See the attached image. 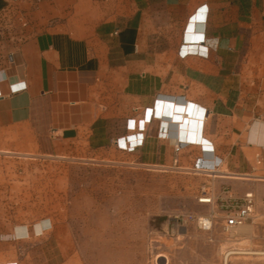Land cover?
Returning a JSON list of instances; mask_svg holds the SVG:
<instances>
[{
	"label": "crops",
	"instance_id": "crops-1",
	"mask_svg": "<svg viewBox=\"0 0 264 264\" xmlns=\"http://www.w3.org/2000/svg\"><path fill=\"white\" fill-rule=\"evenodd\" d=\"M162 102L201 109L210 145L180 137ZM263 119L264 0H0V264L64 263L26 161L117 154L201 174L212 235L216 206L246 193L264 220Z\"/></svg>",
	"mask_w": 264,
	"mask_h": 264
},
{
	"label": "rangeland",
	"instance_id": "rangeland-1",
	"mask_svg": "<svg viewBox=\"0 0 264 264\" xmlns=\"http://www.w3.org/2000/svg\"><path fill=\"white\" fill-rule=\"evenodd\" d=\"M26 162L23 170L17 166L32 181L25 191L46 194L59 214L63 264H224L230 250L240 253L230 254L227 264H264V254L244 253L264 250V220L254 207L243 224L249 232L212 235L199 228L196 219L208 215L200 204L213 203L199 202L210 197L201 194V174L142 167L117 154ZM175 216L189 220L178 229Z\"/></svg>",
	"mask_w": 264,
	"mask_h": 264
},
{
	"label": "built area",
	"instance_id": "built-area-1",
	"mask_svg": "<svg viewBox=\"0 0 264 264\" xmlns=\"http://www.w3.org/2000/svg\"><path fill=\"white\" fill-rule=\"evenodd\" d=\"M4 11L3 13H5ZM264 126V119L262 121ZM259 146L264 150V139L259 144ZM264 167V165H263ZM202 198L199 199V202L202 203H212V198H204L206 201H201ZM218 207L225 213L224 223L221 226V229L225 233H231L237 227L242 226L247 221L251 219L253 207H254V197L252 193H246L241 198L231 199L227 201H222L218 204ZM216 219V214L210 212L207 216L198 217L196 219L197 225L200 229L210 232L213 229V222ZM189 219L182 216H175L172 218V221L175 224V228H182V226ZM230 255V254H229ZM228 255V256H229Z\"/></svg>",
	"mask_w": 264,
	"mask_h": 264
},
{
	"label": "bare ground",
	"instance_id": "bare-ground-1",
	"mask_svg": "<svg viewBox=\"0 0 264 264\" xmlns=\"http://www.w3.org/2000/svg\"><path fill=\"white\" fill-rule=\"evenodd\" d=\"M157 110L158 111L160 110V114H164L167 117L170 116V118L172 120H180V123L177 124L178 125V128L177 129H178V133L180 134V137L184 138L185 141L200 142V143H203V146L204 147L210 145L207 141H205L204 139H202L200 137V135L198 134L200 120L199 119H196V117H202L203 116V113L201 112V109L196 108L195 106L190 105V104H188V105H186V104L185 105H182V104H174L173 102L172 103H166V104H164L162 102L161 103V106H157ZM170 122H172V121H170ZM255 123H257V122H255ZM194 127H195L194 137L193 138H190V137L188 138L187 137V134H188L189 129L190 128H194ZM190 134H191V132H190ZM211 161H213V160H211ZM209 163H210V161H209ZM211 165H213V164H210V166ZM203 166H204V164H203ZM201 201H206V199L202 198ZM248 227L245 226V225L244 226L242 225V226H239L237 228H239L240 230H242L244 232H249V229L250 228H248ZM232 253L234 254V253H240V252L234 251V250L227 251L225 253V255H224V264H227L228 255L229 254H232ZM244 253L264 254V250H261V251H258V252H253V251L250 250V251H246Z\"/></svg>",
	"mask_w": 264,
	"mask_h": 264
}]
</instances>
